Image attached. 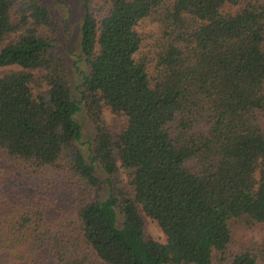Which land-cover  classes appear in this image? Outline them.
<instances>
[{
	"label": "trees",
	"instance_id": "trees-1",
	"mask_svg": "<svg viewBox=\"0 0 264 264\" xmlns=\"http://www.w3.org/2000/svg\"><path fill=\"white\" fill-rule=\"evenodd\" d=\"M78 1L75 99L47 3L0 0V264H264V0Z\"/></svg>",
	"mask_w": 264,
	"mask_h": 264
},
{
	"label": "rangeland",
	"instance_id": "rangeland-1",
	"mask_svg": "<svg viewBox=\"0 0 264 264\" xmlns=\"http://www.w3.org/2000/svg\"><path fill=\"white\" fill-rule=\"evenodd\" d=\"M50 8L52 14L55 16L60 27V34L57 38L58 48L67 56L69 60L70 82L71 91L75 99H79V92L81 91L80 85L82 83V77L87 73V66L84 58L80 53L79 40L80 30L83 19V10L78 0H44ZM100 0H95L99 2ZM148 28L141 29L145 32ZM143 55L147 53L146 47L141 50ZM5 71L0 70V75ZM149 72L152 73V67L149 68ZM77 121L82 127V139L78 145V149L86 157L91 160L92 142L94 139V130L92 125L88 122L84 112H80L77 115ZM104 119L111 130L117 131L123 129L126 122L124 118H119L112 115L108 110L104 111ZM96 173L102 180L104 179V173L100 170L97 163H93ZM121 177L125 181V175L121 170ZM96 195L98 198H103L106 195L105 184L101 185L97 190ZM146 232L147 234L158 241L159 243H165V236L163 235L157 224L146 218ZM252 234V233H251ZM250 237V236H248ZM257 238V235H256ZM247 240V239H245ZM91 258L96 260L95 256L89 251ZM16 264V263H12Z\"/></svg>",
	"mask_w": 264,
	"mask_h": 264
}]
</instances>
